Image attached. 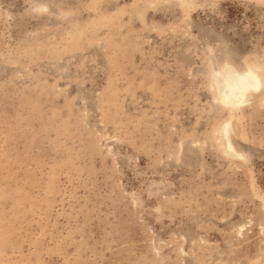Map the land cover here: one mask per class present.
I'll list each match as a JSON object with an SVG mask.
<instances>
[{
	"label": "rangeland",
	"instance_id": "374dc122",
	"mask_svg": "<svg viewBox=\"0 0 264 264\" xmlns=\"http://www.w3.org/2000/svg\"><path fill=\"white\" fill-rule=\"evenodd\" d=\"M263 104L264 0H0V264H264Z\"/></svg>",
	"mask_w": 264,
	"mask_h": 264
},
{
	"label": "bare ground",
	"instance_id": "6f19581e",
	"mask_svg": "<svg viewBox=\"0 0 264 264\" xmlns=\"http://www.w3.org/2000/svg\"><path fill=\"white\" fill-rule=\"evenodd\" d=\"M214 73L215 83L219 89L221 99L227 107L244 106L249 96L260 93L263 88L261 76L248 64L239 70L227 62L221 69L215 70ZM260 100L262 101V98ZM219 135L228 157L233 159L244 158V155L238 151L235 144V131L230 122L222 125Z\"/></svg>",
	"mask_w": 264,
	"mask_h": 264
}]
</instances>
